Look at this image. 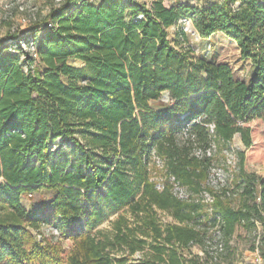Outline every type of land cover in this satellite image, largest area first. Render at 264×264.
I'll use <instances>...</instances> for the list:
<instances>
[{"label":"trees","instance_id":"trees-1","mask_svg":"<svg viewBox=\"0 0 264 264\" xmlns=\"http://www.w3.org/2000/svg\"><path fill=\"white\" fill-rule=\"evenodd\" d=\"M180 20L202 39L233 41L249 79L195 57L182 29L170 40ZM262 122L264 0H64L0 39V264H212L190 252L203 244L191 227L201 206L157 191L153 179L174 176L200 193L235 136L234 174L209 192L224 238L241 228L253 246L264 223ZM39 189L52 199L25 210L21 195ZM113 215L111 233L100 231ZM49 224L73 240L69 250L36 242L32 231Z\"/></svg>","mask_w":264,"mask_h":264},{"label":"rangeland","instance_id":"rangeland-1","mask_svg":"<svg viewBox=\"0 0 264 264\" xmlns=\"http://www.w3.org/2000/svg\"><path fill=\"white\" fill-rule=\"evenodd\" d=\"M145 1V0H138ZM170 1V0H169ZM183 2H189L194 5H200L208 2H220L221 0H181ZM10 5V9L6 10L5 6ZM169 4L168 2L165 3ZM56 6L55 0H0V39H4L6 36L10 34H22L24 31L28 30L30 20H33V17L39 18L42 20L47 15V10ZM22 7L23 11L19 8ZM24 20V21H22ZM183 30L185 33L184 44L190 46V48L194 52V56L198 58H202L206 61L213 62L216 64L224 63L229 66L232 71L233 78L235 80L247 81L251 75L250 64L247 61H243L240 58V51L238 46L231 40H229L225 35L221 33H216L212 35L209 39L200 38L192 28L191 24H186L182 22H178L176 26L170 27L167 29V35L170 40L175 38V35ZM24 50V45H20ZM78 65V63H75ZM163 100L166 101V97H163ZM258 135L260 136L263 145L262 149L259 152L264 157V122L257 129ZM243 150L242 144L238 136H235L232 140L230 148L226 151H223L221 154L224 157V162H222L218 166L211 167L209 171V176L207 181L205 182L202 190H206L209 192L210 186L208 182H222L224 175H228L230 178L232 174H234L235 166L233 164L235 153ZM251 167L256 172H261L262 163L255 162L251 163ZM160 175V174H159ZM157 176L155 178V182H165L166 176ZM185 187V186H184ZM188 192L192 195H197L187 187H185ZM210 193V192H209ZM53 196V192L45 189H39L36 192H33L31 195L28 193H24L20 197V203L22 207L27 211H33L38 209L39 207L47 204ZM187 203V202H183ZM195 204V203H188ZM201 210L199 212H205V204L200 205ZM126 218H129L128 214H125ZM117 215L111 216L106 222L98 227L100 231L103 233H111L112 226L111 221L116 218ZM158 220L162 225L167 223H173V220L165 214L158 213ZM51 225H42L38 229V231H32L33 237L36 242L40 245H44L47 240L50 241H59L62 244V247L65 250H69L73 246V240L70 239H62V235H55L50 228ZM252 237L250 234L244 230L239 228L234 235V239L232 240V244L227 249L226 253L221 257V261L219 264H251L252 260ZM190 252L192 255L198 256L201 259H204L202 253H204L202 247L197 245H192L190 247ZM148 253V249L136 253L132 256L134 259H138L141 256H144ZM116 260H118L121 256V253L114 254ZM213 264V263H212Z\"/></svg>","mask_w":264,"mask_h":264},{"label":"built area","instance_id":"built-area-1","mask_svg":"<svg viewBox=\"0 0 264 264\" xmlns=\"http://www.w3.org/2000/svg\"><path fill=\"white\" fill-rule=\"evenodd\" d=\"M13 1V0H10ZM56 6L58 7L64 0H55ZM10 5H6V10L10 9ZM23 11V8H19ZM33 20L31 19L29 22L36 20V17L32 16ZM24 21V20H22ZM179 22L189 24V22L185 20H180ZM29 24V25H30ZM50 27V25H48ZM24 51L34 54L35 47L32 43L30 44H23ZM21 47V46H20ZM211 151L207 150L206 155L210 156ZM200 152L196 151L195 156H199ZM153 162L157 169L162 168V161L157 158L155 155L153 156ZM234 166H236V160L234 157ZM228 175H224L222 182H208L210 189L214 192L219 190L221 187L226 185ZM156 178V177H155ZM155 178L153 179L155 181ZM155 189L159 192L168 189L170 195L180 202H187V203H195L198 205L205 204V212H199L195 216V221L191 223V227L196 232L200 233L202 238V249L204 253H202L203 257L209 258L211 263L218 264L221 261V257L226 253V249L228 246L232 244V240L227 241L223 236V220L216 213L213 204H214V195L209 193L206 190H202L197 195H192L190 192L186 190V188L174 177V176H166L165 182H155ZM52 232L55 235H58L59 232L56 228L50 227ZM263 239H264V223H255V230L253 232V251H252V260L251 264H264V248H263Z\"/></svg>","mask_w":264,"mask_h":264},{"label":"crops","instance_id":"crops-1","mask_svg":"<svg viewBox=\"0 0 264 264\" xmlns=\"http://www.w3.org/2000/svg\"><path fill=\"white\" fill-rule=\"evenodd\" d=\"M48 11H49V9L47 10V12H46V13H48Z\"/></svg>","mask_w":264,"mask_h":264}]
</instances>
